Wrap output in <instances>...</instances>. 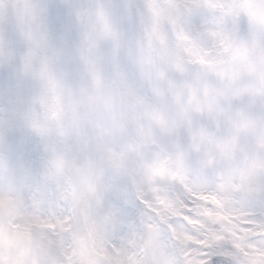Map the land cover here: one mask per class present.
<instances>
[{"label":"clouds","instance_id":"obj_1","mask_svg":"<svg viewBox=\"0 0 264 264\" xmlns=\"http://www.w3.org/2000/svg\"><path fill=\"white\" fill-rule=\"evenodd\" d=\"M0 264H264V0H0Z\"/></svg>","mask_w":264,"mask_h":264}]
</instances>
